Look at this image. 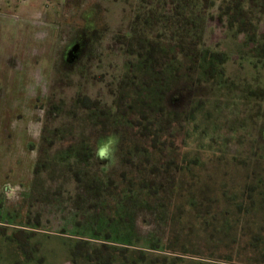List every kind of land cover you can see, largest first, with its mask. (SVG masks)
Here are the masks:
<instances>
[{
    "label": "trees",
    "instance_id": "trees-1",
    "mask_svg": "<svg viewBox=\"0 0 264 264\" xmlns=\"http://www.w3.org/2000/svg\"><path fill=\"white\" fill-rule=\"evenodd\" d=\"M100 3L118 4L123 10L119 29L110 34L123 64L99 76L102 96L81 91L71 103L50 101L31 187L40 212L32 218L29 211L25 227H43V213L49 209L61 233L71 232L67 240L72 242L73 264H209L193 256L196 263L178 255L151 260L148 253L162 255L169 249L188 255L195 245V224L212 242L220 237L219 243L213 242L215 248H231V233L242 215L264 209V0ZM92 11L87 24L94 32L87 36L83 53L87 63L101 40L98 36L110 30L98 25L102 5ZM214 23L239 40L229 51L208 44ZM97 59L99 68H105ZM82 64L83 78L87 65ZM222 98L231 102L229 108L237 109V100L241 102L248 117L229 122L223 117L226 111L220 115ZM200 115L210 121L211 130L224 118L231 137L241 144L250 139L252 158L245 160L243 150L216 158L224 166L230 161L250 170L239 178L238 188H231L237 179L227 180V171L218 178L209 173L213 159L206 151L198 163L179 162L178 134L197 124ZM198 136L206 139L204 132ZM200 170L209 177L202 179ZM213 212L218 213L215 227L209 219ZM46 220L45 225L51 224L52 219ZM242 230L243 237L251 236L256 263H264V251L257 249L264 238L249 225ZM18 233L23 236L19 247L32 259L36 248L28 247L34 234ZM236 252L241 255L240 249ZM208 257L214 259L213 252Z\"/></svg>",
    "mask_w": 264,
    "mask_h": 264
},
{
    "label": "rangeland",
    "instance_id": "rangeland-1",
    "mask_svg": "<svg viewBox=\"0 0 264 264\" xmlns=\"http://www.w3.org/2000/svg\"><path fill=\"white\" fill-rule=\"evenodd\" d=\"M96 4L102 5L98 20L99 28L107 25L110 30L108 32L103 30L102 35L98 36L101 40L96 44L92 59L90 58L88 63L83 55L72 63H65L64 51L74 38L83 36L85 30L87 36L93 34L94 31L88 25L91 24L88 17L94 14L92 10ZM122 18L123 10L118 4H102L100 0H0V264H73L69 254L72 242L67 240L72 238L71 232L61 233L62 227L52 214H49V209L43 213L45 218L43 227L35 229L25 227L29 211L32 212V218L40 212L34 205V196L31 195L34 167L40 151L50 101L64 100L71 103L81 91L92 97L102 96V85L97 82L99 76L107 69L113 70L123 64V58L117 52L118 47L112 43L110 35L112 31L119 29ZM208 37L209 45L224 51H229L239 41L216 23L210 26ZM85 50L83 49L84 52ZM98 56L102 59L101 66L105 68H99ZM83 62L87 65V72L82 78L79 67ZM110 64L114 67H110ZM255 87L257 88L256 85ZM220 102L224 105L220 115L226 111L228 114L223 117L226 116L229 122L249 115L248 108L241 107L238 100L237 109L227 107L231 102L225 98ZM226 119L223 118L217 123L216 131L211 130L210 121H205L204 115L198 116L197 124L185 126L176 140L182 147L179 162L182 163V160L188 162L191 159L197 161V157L206 151L209 153L208 158L213 159L211 166L208 167L209 173L217 175L215 178H218L221 177L222 170L223 173L227 171L229 173V176H225L227 180L237 179L231 183V188H238L240 179L250 170L239 168L230 161L224 166L216 158L225 154L238 155L239 151L243 150L246 154L241 156L248 160L253 154L251 141L247 138L244 145L239 139L231 137L229 127L226 128L224 125ZM203 132L206 139H199L198 135ZM106 142L103 141V144L106 145ZM210 149L212 150L208 151ZM260 166L264 168V163ZM200 172L203 173L202 179L206 178L207 173L204 170ZM188 177L185 174L184 178ZM214 183L218 184L219 181ZM213 214L209 219L215 227L217 225L215 215L218 213ZM47 217L52 219V222L45 225ZM241 218L240 225L231 233V248L226 246L215 248L214 245L219 243L220 237L215 236L216 243H213L214 241L212 242L208 235L201 231L200 225L195 224L196 230L191 238L195 245L189 247L188 255L178 254L180 253L178 251L170 253L169 249L161 252L162 255L157 251H149L148 254H152L151 260L157 256L162 260L164 255L171 258L178 255L186 258L185 261L191 258L190 263H196L192 261L194 258L210 262L209 264H258L256 263L258 255L251 246V236L245 232L246 235L243 237L242 229L249 225L264 238V228L260 229L264 227V209L258 208L252 214L244 213ZM254 219L257 220L256 224L253 223ZM21 230L34 234L29 239L28 248L36 250H33L32 259L29 260L25 257L24 249L19 247L22 245L19 242L23 236L18 231ZM233 240L237 242L233 243ZM167 245L175 251L180 249L178 245L176 247L169 243ZM164 247L166 248L165 245ZM129 248L137 249L132 246ZM237 249L241 250L240 256L236 255ZM257 249L264 251V242ZM212 252L214 259L208 260ZM225 253L228 255L225 256ZM84 263L92 264L89 261Z\"/></svg>",
    "mask_w": 264,
    "mask_h": 264
},
{
    "label": "flooded vegetation",
    "instance_id": "flooded-vegetation-1",
    "mask_svg": "<svg viewBox=\"0 0 264 264\" xmlns=\"http://www.w3.org/2000/svg\"><path fill=\"white\" fill-rule=\"evenodd\" d=\"M84 35L81 37H76L74 40L67 46L66 50L64 51V57H65V63H72L73 57L70 56V51L72 50L75 45L78 43L81 44L80 52L78 55V59L83 55V49L85 50V44H86V39H87V33H83ZM85 43V44H84ZM76 60V59H75Z\"/></svg>",
    "mask_w": 264,
    "mask_h": 264
},
{
    "label": "water",
    "instance_id": "water-1",
    "mask_svg": "<svg viewBox=\"0 0 264 264\" xmlns=\"http://www.w3.org/2000/svg\"><path fill=\"white\" fill-rule=\"evenodd\" d=\"M81 44L75 45V47L72 48L70 51V56L73 57V60L77 59L79 52H80Z\"/></svg>",
    "mask_w": 264,
    "mask_h": 264
},
{
    "label": "snow or ice",
    "instance_id": "snow-or-ice-1",
    "mask_svg": "<svg viewBox=\"0 0 264 264\" xmlns=\"http://www.w3.org/2000/svg\"><path fill=\"white\" fill-rule=\"evenodd\" d=\"M103 154V153H102Z\"/></svg>",
    "mask_w": 264,
    "mask_h": 264
}]
</instances>
